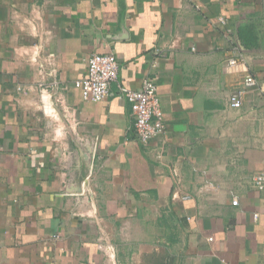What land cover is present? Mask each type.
I'll return each instance as SVG.
<instances>
[{
  "label": "crops",
  "instance_id": "0c3cea01",
  "mask_svg": "<svg viewBox=\"0 0 264 264\" xmlns=\"http://www.w3.org/2000/svg\"><path fill=\"white\" fill-rule=\"evenodd\" d=\"M96 52L117 80L83 100ZM147 76L166 129L143 145L118 84ZM261 169L264 0H0V264H264Z\"/></svg>",
  "mask_w": 264,
  "mask_h": 264
},
{
  "label": "built area",
  "instance_id": "2783aa9c",
  "mask_svg": "<svg viewBox=\"0 0 264 264\" xmlns=\"http://www.w3.org/2000/svg\"><path fill=\"white\" fill-rule=\"evenodd\" d=\"M219 21L223 23L224 19L219 18ZM158 51L159 49H156V52ZM53 57L54 54L48 52L44 58L38 60L39 70L52 66ZM227 64L231 68L235 67L236 58L229 57ZM118 67L117 58L113 53H92L86 59L85 75L75 80L73 86L79 90L83 100L102 101L110 94L112 82L117 80ZM256 82V78L251 73L245 74L239 85L234 87L228 96L230 106L240 107L246 90L255 86ZM57 85L55 80L49 85L38 84L39 107L47 116H52L56 112L54 98L48 92V88L56 89ZM118 89L129 104L136 140L143 145H148L153 138L162 136L166 125L159 106L155 80L147 76L137 89H131L122 84H118ZM250 183L258 192L264 194V169L253 172ZM210 185L206 187L210 188ZM231 204L237 205V198H232Z\"/></svg>",
  "mask_w": 264,
  "mask_h": 264
},
{
  "label": "trees",
  "instance_id": "16d2710c",
  "mask_svg": "<svg viewBox=\"0 0 264 264\" xmlns=\"http://www.w3.org/2000/svg\"><path fill=\"white\" fill-rule=\"evenodd\" d=\"M240 38H241L243 44L245 45V44L252 43L255 37H254L252 31L250 30L244 36L240 35Z\"/></svg>",
  "mask_w": 264,
  "mask_h": 264
}]
</instances>
